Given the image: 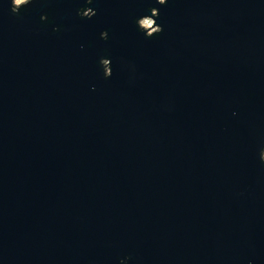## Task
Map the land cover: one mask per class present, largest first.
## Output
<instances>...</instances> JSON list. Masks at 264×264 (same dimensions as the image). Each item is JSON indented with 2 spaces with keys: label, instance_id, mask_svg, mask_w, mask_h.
I'll use <instances>...</instances> for the list:
<instances>
[{
  "label": "water",
  "instance_id": "95a60500",
  "mask_svg": "<svg viewBox=\"0 0 264 264\" xmlns=\"http://www.w3.org/2000/svg\"><path fill=\"white\" fill-rule=\"evenodd\" d=\"M13 1L0 264H264V0Z\"/></svg>",
  "mask_w": 264,
  "mask_h": 264
},
{
  "label": "rangeland",
  "instance_id": "374dc122",
  "mask_svg": "<svg viewBox=\"0 0 264 264\" xmlns=\"http://www.w3.org/2000/svg\"><path fill=\"white\" fill-rule=\"evenodd\" d=\"M27 1H28V0H23L22 2L16 4V3H15V0H14L13 3H14L15 6H18V5L23 4V3L27 2ZM143 24H144V25H145V24H151V25H152V27H151L150 30H149V29H146V30H149L150 32H153V31L156 30L155 28H153V23H152L151 20H144V21L141 22V25H142V26H143ZM143 27H144V26H143ZM263 159H264V154H263Z\"/></svg>",
  "mask_w": 264,
  "mask_h": 264
},
{
  "label": "bare ground",
  "instance_id": "6f19581e",
  "mask_svg": "<svg viewBox=\"0 0 264 264\" xmlns=\"http://www.w3.org/2000/svg\"><path fill=\"white\" fill-rule=\"evenodd\" d=\"M22 1H23V0H15V3L18 4V3L22 2ZM143 26H144V27H143ZM143 26H142V27H143L144 29H151V27H152L151 24H145V25L143 24Z\"/></svg>",
  "mask_w": 264,
  "mask_h": 264
}]
</instances>
